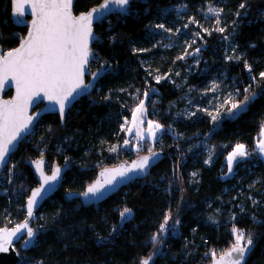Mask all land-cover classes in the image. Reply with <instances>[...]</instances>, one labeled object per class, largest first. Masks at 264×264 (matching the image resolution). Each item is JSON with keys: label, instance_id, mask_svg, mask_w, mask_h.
<instances>
[{"label": "trees", "instance_id": "obj_1", "mask_svg": "<svg viewBox=\"0 0 264 264\" xmlns=\"http://www.w3.org/2000/svg\"><path fill=\"white\" fill-rule=\"evenodd\" d=\"M102 1L76 0L74 12ZM210 7L222 11L216 16ZM177 13L211 19L208 33L196 39L199 61L191 72L176 61L174 49L157 46L165 33L156 24L170 26ZM10 16L11 0H0L4 50L16 48L27 31ZM94 29L90 75L105 71L96 89L73 105L64 123L56 114L44 116L0 178V228H14L38 185L29 161L46 157L50 169L70 165L59 190L37 213L34 247L22 251L15 245L20 264H141L162 242L164 233L158 244L152 236L166 214L169 232L151 264H211L235 243L234 228L246 238L251 234L255 245L245 264H264V161L253 152L264 129V0H133L126 14L111 15ZM210 80L228 84L231 103L242 102L249 86L256 99L235 118L226 116L230 105L216 121L203 109L187 115L190 99L206 102L199 90ZM144 99L147 118L171 129L157 141L161 161L148 177L99 204L66 201V194L83 192L102 168L138 157L129 149L111 152L110 146H124L132 111ZM238 144L249 156L227 176L226 158ZM125 207L131 215L122 224Z\"/></svg>", "mask_w": 264, "mask_h": 264}, {"label": "snow or ice", "instance_id": "obj_2", "mask_svg": "<svg viewBox=\"0 0 264 264\" xmlns=\"http://www.w3.org/2000/svg\"><path fill=\"white\" fill-rule=\"evenodd\" d=\"M29 2L35 19L31 22V30L27 38L15 50L7 52L6 55L0 54V84L10 78L16 85V98L0 103V166L9 163L8 157L15 146L14 142L20 137L21 132L32 123L33 117L28 115L27 110L35 98L46 97L49 101L58 104L59 112L63 116L65 107L71 103V99H74L73 93H77L78 89L88 87L84 84L83 77L88 71L86 65L89 64V57L92 55L89 50V41L95 39L92 34L93 20L102 18L106 11H112L109 5H117L126 12V6L129 5L130 0H105L99 7H94L79 16L73 14V0H13L14 14L23 17L25 4ZM240 7L243 8L245 5L241 4ZM180 11L182 9H177L178 13ZM220 11L222 10L211 7L208 9L209 13L216 16L220 14ZM156 27L164 29V31H171L163 24L156 25ZM218 31L223 32L224 29L220 28ZM178 58L183 59V57ZM260 77L264 79V72L260 73ZM156 79L159 82L160 77ZM250 89L251 86L244 89L245 95L242 102L231 103V107L228 109V118H235L244 112L249 104L256 99L255 93H250ZM231 99L232 95L229 94L228 101L225 103L230 102ZM143 109L144 104L141 101L136 111L142 112ZM218 115L219 113L212 116L213 121L217 120ZM160 128V124L148 122V136L153 141L157 139L156 131ZM129 131L131 130L129 129ZM136 134L141 140L145 139L139 130ZM127 143L128 141H125V144ZM256 147L261 154H264V139H261ZM111 150L116 151V148L113 147ZM147 151L150 155L140 157L131 165L112 170L105 169L101 173V176L104 177L103 183L97 180L81 195L87 199H99L106 190L105 186L113 185L117 177H126L129 172L146 174L145 170L149 167L150 159L156 156L151 148H148ZM245 155H247L245 146L236 145L234 151L228 156L229 172L232 171V164L236 157ZM35 164L43 184L32 192L27 201L28 220L33 218V209L38 203L37 198L46 191L43 185L57 181L60 176L59 168H56L49 176L44 173L42 161H36ZM193 175L196 174L193 173ZM119 215L123 224L131 215V209L125 207ZM170 219L171 216L166 214L160 225L159 233L152 236L153 244L159 243L160 234L166 231ZM28 220L11 230L0 229V253L7 252L14 247V240H23L25 248L34 244L36 232L29 227ZM175 223L178 224L179 221L177 220ZM112 231L116 232L117 229L113 228ZM233 232L235 243L220 259L221 262L227 259V264H242L246 253L251 250L249 246L253 243L252 237L249 234L246 238L243 231L235 228ZM150 260H152L151 256L142 260L141 264H149Z\"/></svg>", "mask_w": 264, "mask_h": 264}, {"label": "water", "instance_id": "obj_3", "mask_svg": "<svg viewBox=\"0 0 264 264\" xmlns=\"http://www.w3.org/2000/svg\"><path fill=\"white\" fill-rule=\"evenodd\" d=\"M133 0H130L129 5L126 6V12L122 11L120 9L119 6L117 5H109V7L112 9V11H106V14L99 19H94L93 20V24H92V34L95 37V39L90 40L89 41V50L90 53L92 55H90L89 57V64L86 65V68L88 69V71L85 72V75L83 77V81L85 85H88L87 88H81L77 90V93H73L74 99H71V103L67 104V106L65 107L64 110V114L63 116L61 115V113L59 112V105L55 104L54 102L49 101L46 97H37L34 99V101L32 102V104H30V106L28 107V115L33 117L32 123L28 125V127L21 132L20 137H18L17 141L14 142L15 146L12 148V151L8 157V160L10 161V156L15 153L19 147V144L21 141H23L24 139H26L31 131L33 130V128L36 126V124L46 115H50V114H56L59 116L60 120L62 123L65 122L66 120V116L67 113L69 112V110L73 107V105L80 100L81 98L90 96L94 90L96 89L98 82L100 81V79L102 78V76L105 74V71L102 69L92 75H90V65H91V61L94 58V51L92 50V46L95 43V41L98 39V36L95 32V25L98 23H101L102 21H104L107 17L114 15V14H119V15H124L127 13L131 3ZM76 0H73V6H72V10H73V14L76 16H79L80 14L83 13H87L89 12L92 8L94 7H99L101 4H103L105 2V0H103L100 4L90 8L88 11L85 12H81L79 14H76L74 12V5H75ZM11 21L13 22L14 25L18 26V27H26L27 31L25 34V37L22 39V41L19 43V45L16 47L18 48L21 43L23 42L24 39L27 38L29 31L31 30V22L33 19H35V16L33 15V13L31 12V8H30V2L25 4V12L23 17H20L16 14H14V6H13V0H11ZM16 48L12 49L15 50ZM12 50H4L3 47L0 44V54H4L6 55L7 52L12 51ZM10 96H6L7 93H10ZM16 98V85L15 82L12 81L10 78L5 80L2 84H0V103H2L3 101H11L14 100ZM152 152L156 153V156L152 157L149 161V167L145 170L146 174H137V173H133V172H129L128 175L126 177H117L116 182L113 185H106L104 190V194L99 198V199H87L85 198L83 195H81L84 191H86V189L92 185L93 183H95L97 180H100L101 183H103L104 181V177L101 176V173L104 172L105 169H116L119 168L121 166H127V165H131V163L133 161L138 160L140 157L145 156V155H150V153H140L138 155V157L132 159V160H128V161H124L116 166H112V167H106V168H102L101 170H99L98 175L96 177V179L83 191V192H70L68 194L65 195V200L66 201H71V200H80L82 203L87 204V205H96L99 204L103 201H105L106 199H108L110 196H112L113 194H115L116 192H118L121 188H123L125 185L134 182L138 179H144L146 177H148L150 175L151 170L161 161V159L163 158L164 153L162 151L159 150H153ZM142 154V155H141ZM36 161H42L43 162V167H44V173L45 175H52V172L56 169L59 168L60 169V176L58 178L57 181L48 184V185H43L44 189L46 191L42 192L40 194V197H38V203L37 205L34 207L33 209V218L28 220L27 217V201L28 199L31 197V194L34 190H36L37 188H40L43 184V181L41 179L40 173L37 171L36 169ZM9 164V163H8ZM7 165H3L0 166V178L3 174V172L5 171V169L7 168ZM29 166L31 167L35 177L37 178L38 181V185L31 190L29 198L26 201L25 204V212H26V216L25 218L19 223H23L25 220H28V224L29 227H31L35 232H36V237H35V242L32 246L25 248L23 247V240L20 241H15L14 240V247L10 248L7 252L4 253H0V264H19L21 262V257L18 253V251L15 248V245L20 244V249L22 251H27L29 249H31L32 247H34L36 240L38 238L39 235V231L35 230V227L33 225L34 221L37 218V213L40 210V208L45 204L46 201H48L49 199H51L55 193L59 190L62 179L65 175V173L70 169V165L66 164L64 166L60 165V164H54L51 169L49 168V163L46 157H40L37 158L35 160H30L29 161ZM8 229L11 230L13 228H8V227H2L0 229ZM15 228V227H14ZM169 232V226H166V231L163 234V240L162 242L159 244L158 248L155 250V252L151 255L152 260H150L149 264H151L158 256L159 254V250L161 249V247L163 246V242L166 240L167 235ZM251 248L250 251H248L244 257V260L242 261V264H245L247 261V258L249 257V255L251 254V252L253 251L255 245H250L249 246ZM230 250V249H228ZM227 250V251H228ZM226 251V252H227ZM225 253V252H224ZM224 253L219 256L218 258L214 259L212 261L211 264H227V259H225V261L221 262V257L224 256Z\"/></svg>", "mask_w": 264, "mask_h": 264}, {"label": "rangeland", "instance_id": "obj_4", "mask_svg": "<svg viewBox=\"0 0 264 264\" xmlns=\"http://www.w3.org/2000/svg\"><path fill=\"white\" fill-rule=\"evenodd\" d=\"M187 18V19H185ZM178 20L184 21L183 23H179ZM171 25H165V23H157L156 25L163 24L167 29H170L171 31H164V36H160L157 40V46H162L164 50H175L176 53V61H181V63H185L187 65V70L192 71V67L197 64L199 61V52L196 48V39L200 38L202 39L203 33H208L209 26L211 24V19L207 14H204L202 16V19L194 20L193 16L189 17H182L178 13L176 14L173 21H171ZM187 25V27H185ZM193 25L194 30L189 31L190 26ZM161 29V28H160ZM178 57H183V59H179ZM192 61V62H190ZM177 75H180V68L177 69ZM164 77V76H163ZM161 78V77H160ZM205 97L207 98L206 102L202 105L194 99H190L189 103L186 108L187 115H193L197 109H203L204 111H208L211 113V118L213 115H217V113H221L222 109L226 108L228 105L231 107V101L228 103H225V101H228L229 94L234 96L233 91L228 87V84H223L222 82H218L216 80H210L205 84V86L199 90ZM144 104V109L142 112H137L136 109L139 107L140 103L134 108L131 114V118L129 120L128 127L126 129L127 137L126 139H133L135 141V137L137 136V131L139 130L143 136L144 139V152L143 153H149L147 151L148 148H151L152 151L153 143H157L159 140L158 138L161 137L163 132H170L171 129L164 127L161 125L160 130L156 131V137L157 139L153 141L148 136V122L151 121L153 124H157V122L149 120L147 118V109H146V99L142 100ZM223 105V107H222ZM236 111V110H233ZM219 116V115H218ZM228 117V112L226 114ZM159 124V123H158ZM129 129L131 131H129ZM125 139V140H126ZM126 146V147H125ZM115 147L116 151H119L121 149H128L127 144L124 146L118 147L117 145L110 146V150ZM236 147V146H235ZM235 149V148H234ZM234 149L229 153L231 154ZM156 150V149H155ZM246 150V149H245ZM112 151L111 152H116ZM160 151V150H159ZM247 153V151H246ZM228 154V156H229ZM228 156L226 158L227 163V176H230L234 172V165L238 160L245 159L249 156L245 155L244 157H236L232 164V171L229 172L228 169Z\"/></svg>", "mask_w": 264, "mask_h": 264}, {"label": "built area", "instance_id": "obj_5", "mask_svg": "<svg viewBox=\"0 0 264 264\" xmlns=\"http://www.w3.org/2000/svg\"><path fill=\"white\" fill-rule=\"evenodd\" d=\"M200 134L201 133H199L198 136ZM125 141H128L127 147L131 151L132 154L139 155L140 153H143L144 152V140H141L140 137H135V141L133 139H131V138L130 139H126ZM124 145H125V142H124ZM156 146H157V143H153V147H154L153 149L154 150L157 148ZM138 148H139V151H137ZM35 230L39 231L37 228H35Z\"/></svg>", "mask_w": 264, "mask_h": 264}, {"label": "crops", "instance_id": "obj_6", "mask_svg": "<svg viewBox=\"0 0 264 264\" xmlns=\"http://www.w3.org/2000/svg\"><path fill=\"white\" fill-rule=\"evenodd\" d=\"M262 132H264V129H263V131ZM261 139H264V135H262V133L260 134V137H259V139H258V141L256 142V145H255V148H254V151L253 152H255L263 161H264V154H261L260 152H259V150H258V148L256 147L257 146V144L260 142V140ZM246 151H247V153L249 154V152H248V150L246 149Z\"/></svg>", "mask_w": 264, "mask_h": 264}, {"label": "bare ground", "instance_id": "obj_7", "mask_svg": "<svg viewBox=\"0 0 264 264\" xmlns=\"http://www.w3.org/2000/svg\"><path fill=\"white\" fill-rule=\"evenodd\" d=\"M159 147H160V145H159Z\"/></svg>", "mask_w": 264, "mask_h": 264}]
</instances>
